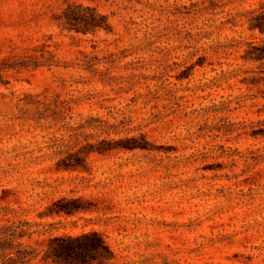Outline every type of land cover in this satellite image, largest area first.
<instances>
[{
	"label": "rangeland",
	"instance_id": "374dc122",
	"mask_svg": "<svg viewBox=\"0 0 264 264\" xmlns=\"http://www.w3.org/2000/svg\"><path fill=\"white\" fill-rule=\"evenodd\" d=\"M72 4L110 30L68 31ZM262 5L0 0V264H51L50 238L89 231L110 264H264V63L245 58ZM64 197L83 209L43 215Z\"/></svg>",
	"mask_w": 264,
	"mask_h": 264
},
{
	"label": "trees",
	"instance_id": "16d2710c",
	"mask_svg": "<svg viewBox=\"0 0 264 264\" xmlns=\"http://www.w3.org/2000/svg\"><path fill=\"white\" fill-rule=\"evenodd\" d=\"M248 26L252 31H259L264 35V5L258 10L251 11L247 16ZM63 24L65 28L72 32L87 34L101 29L110 30L108 17L97 11L96 8L84 7L72 4L63 13ZM251 48L247 51L245 58L264 63V40L261 42H251ZM112 127L109 126L108 129ZM120 133L119 130H114ZM110 133L109 130H105ZM105 147L98 148L100 153L113 149L124 148L129 150L149 149V141L142 134L140 137H126L119 141L103 140ZM75 145H69V152L73 154ZM79 152V151H77ZM77 154V153H75ZM78 164H71L68 167L75 168ZM82 198H61L53 203L48 213L44 216L74 215L83 209ZM6 240L7 245L14 246V242L19 237ZM22 245V243H18ZM16 257L12 258L14 264H31L40 254L27 249L17 250ZM115 258V252L106 241L104 236L98 231H89L80 235H61L50 238L47 248L42 255V261L51 264H110Z\"/></svg>",
	"mask_w": 264,
	"mask_h": 264
}]
</instances>
